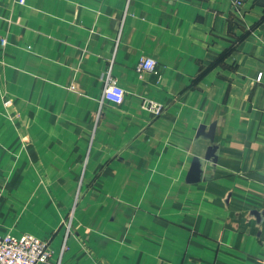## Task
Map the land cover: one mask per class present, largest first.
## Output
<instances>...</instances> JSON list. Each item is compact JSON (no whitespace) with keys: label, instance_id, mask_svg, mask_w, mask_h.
I'll use <instances>...</instances> for the list:
<instances>
[{"label":"crops","instance_id":"crops-1","mask_svg":"<svg viewBox=\"0 0 264 264\" xmlns=\"http://www.w3.org/2000/svg\"><path fill=\"white\" fill-rule=\"evenodd\" d=\"M24 233L60 264H264V0H0V234Z\"/></svg>","mask_w":264,"mask_h":264},{"label":"built area","instance_id":"built-area-1","mask_svg":"<svg viewBox=\"0 0 264 264\" xmlns=\"http://www.w3.org/2000/svg\"><path fill=\"white\" fill-rule=\"evenodd\" d=\"M24 4L25 0H19ZM241 5L240 1L236 2ZM5 45V39L2 40ZM156 60L149 57H141L137 65V71L142 76L147 72L157 73ZM262 75L258 80H261ZM125 96V90L118 85L117 80L108 73L107 83L103 93V100L110 101L114 104H121ZM6 102V106L10 105ZM144 107L159 115L163 106L151 101H147ZM74 212V211H73ZM72 212V214H73ZM68 230L72 228V216L66 221ZM0 264H60L53 259V250L49 239H41L35 235L24 233L21 236L12 234H0Z\"/></svg>","mask_w":264,"mask_h":264}]
</instances>
